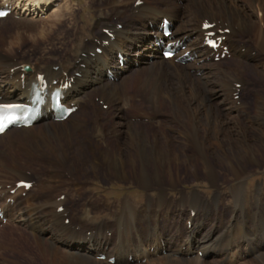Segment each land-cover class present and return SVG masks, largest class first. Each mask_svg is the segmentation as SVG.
<instances>
[{"label":"bare ground","instance_id":"1","mask_svg":"<svg viewBox=\"0 0 264 264\" xmlns=\"http://www.w3.org/2000/svg\"><path fill=\"white\" fill-rule=\"evenodd\" d=\"M18 1H21V3H18V6L21 7L22 10L30 14L33 12L37 14V17L40 12L43 14L45 10L49 8L47 0ZM138 1H143V5L136 6ZM182 1L183 6L181 7L178 6L177 3L174 4L171 1L170 6H166L165 3V6L162 8L154 6L148 0H134L130 7H123L122 4H118V2H120L118 0L110 1V5L113 6V16L118 18V23L114 24L113 22L105 20L99 24L97 23L100 30H93L91 36L89 35L90 37H81V39L80 37L76 38L82 45L80 52L78 51L81 55L76 54L75 62L70 68H67L65 66L66 64L61 62V64H59L60 68L57 71L53 69L57 66L52 67L47 64H44V67L36 64L32 71L30 69L31 72L24 71L23 66L27 63L15 62L12 57L0 53V99L7 102H14L28 98L39 74H45L50 82L62 81L67 78L69 80L74 79L72 88L65 93V105L74 103L82 107L83 103L81 101L82 99H86L87 96L85 93L86 97L82 98L81 94L93 90L102 97L108 99L110 103H114L116 95L121 92V87L124 85L122 92L126 97L130 98L131 96H129L128 93L129 90L126 87L130 75H128L126 79L125 73V76L122 77L126 80H119L116 84L109 80L108 71L114 72L111 65V55L117 58L118 68H121L118 59L119 54L124 55L126 59L131 58V54L130 57H127L124 49L120 47L121 45H125L127 40L122 32H124L127 27V32L132 29L145 32L143 31L145 29L140 28V26H144V19L149 25L151 24V28L157 32V34L153 33V38L149 40H156L153 44V47L156 48L155 44L160 36L158 35L159 31L156 26L159 25L160 19L169 18L175 24V27L173 38L168 41V43L175 42L181 45V47H185L184 51L179 55L188 54V58L193 61L188 62L186 57L182 59L186 61L184 65L176 64L174 59L164 61L162 58L158 57V49L156 48V50L154 49L153 51L157 55V60L155 59L154 61L151 58V60L146 59V61H143V64H145L143 67L137 62L140 65V70L147 73V77L143 81V85L145 86V89L142 90L143 96H145L143 98L145 101L146 99L147 101L151 100V104L154 106L152 108L158 111L165 103V101L163 103L165 84L163 82L165 78H173L180 83L179 91H177L176 88L170 87V85L168 86L167 89L169 90V94L167 104L170 102V105L175 109L173 111L176 113L182 114L187 112L186 116L193 118L190 110L192 104L186 96L188 90L190 94L198 92L204 96H217L220 99V97L223 98L224 96H229L232 93L238 92L237 86L234 85V83H237L236 81L238 79H241L242 82L245 70L251 69L254 75H261L262 70H264V0H241V2L239 0ZM6 3L9 4L10 0H7ZM4 5H2L1 8H4ZM60 8L61 7H58L56 10L57 13L60 12ZM67 9L70 11L67 13L68 16L74 18L76 10L72 6H68ZM5 19L9 20V17ZM24 19H26L24 15L20 17V20ZM6 20H0V24L5 23ZM123 20L124 23L120 24ZM203 20H207L208 23L211 22L216 24L215 30H230V34L227 35L226 41L229 43L231 50L229 59H232L237 67L234 70L225 69L220 66L214 68V66H210V63L207 62V59L211 56V52L203 46L204 35L206 34V31L203 32L202 30L204 23L201 24V22ZM74 21V27L76 29L79 25L76 20ZM198 23L201 25L193 27ZM119 24L122 25V28L124 27L122 31L118 29ZM145 27L147 30L148 26ZM60 28L62 27L60 26ZM78 29L80 30L79 27ZM107 29H110L114 33L113 40H110L104 33ZM133 38L134 36H132V39ZM85 39L88 41L86 42ZM228 40L233 42H228ZM105 41L110 42L109 46L103 45ZM253 41H255V47H248L246 45V43L251 44ZM93 45H95V47ZM98 48L102 49L101 55L96 52ZM135 50H141V47L134 49L132 52H135ZM254 50L256 54H254ZM141 54H144L143 51ZM83 55L85 57H83ZM245 56L247 62L233 59H241ZM226 59L227 58H225V60ZM68 61H71V59L66 57L65 63ZM127 61L129 62L130 59ZM201 62H203V64H201ZM127 66L128 64L126 67ZM80 68H87V70L83 71ZM72 70L74 73H72ZM75 74H80L81 76L76 78ZM103 74H105L106 78ZM115 76L117 79L119 78L116 73ZM214 78L219 80V84ZM190 81H194V85L195 83H199L202 89L199 90L196 85H191L187 88L185 83H189ZM82 84L85 86L83 89L81 88ZM245 87L246 84H243V88ZM178 93L186 98V106H183L179 102L181 98L179 100ZM106 101H104L105 104H107ZM151 104L149 106H151ZM81 107L67 120L61 123H55L52 120L54 118V110L52 106L48 104L44 107L39 119L31 128L21 129L17 132L19 135L28 136L32 134L31 137H34L33 134L37 132L36 127L41 126V134L38 136L39 141L46 148L54 152L56 160L61 164L63 171H67L63 166L66 165L68 161L69 152L67 150L68 148L61 146V138L70 142L71 145L74 139L77 140L80 132L85 131L84 126L86 123H79V126L75 127L66 135L58 136L51 131L53 129L63 128L67 123L75 120L78 112L82 110ZM151 111L153 112L154 110L149 109V112ZM185 121L186 120H184V122ZM94 123L95 120L93 121V125ZM93 129L94 131L87 132L92 137L96 138L95 141L88 145L92 156V160L90 159L88 162L92 165L93 170H95V172L98 170L101 160L110 158V161L107 162V166L110 170L113 171L116 177L126 179L127 177H125L126 174L124 172L126 167L125 154L133 151L134 154H129L128 158H136L137 163H134L138 164L139 171L137 174L134 173V179L146 194L148 205L145 206L142 211L138 207L130 205L128 201H125L122 203L118 217L114 219V221L98 222L95 224V227L90 226V224L85 221H79V224L83 228L90 229V231L85 230V233H76L72 217H70L71 220L68 218V216L71 215L65 205L66 200L60 203V201L55 198L52 202H45L39 206L32 205L30 197H22L23 192H25L24 189H18L15 195H11V190L16 189V184L10 190L5 187L7 186L6 184L4 186L5 188L2 187V190L6 189V191L0 189V201L3 196H7L3 204L0 205V208H2L4 212V218L8 219L7 224L12 223L13 219L20 224L25 222L23 225L25 224L31 231L34 240L40 243L46 241V245L43 246V244L39 243V246H37L38 250L36 249L37 254L34 252L33 256L31 253H28L31 250L26 249V247L25 249H21L20 245L16 248L10 242L11 245L0 246V257H2L3 261H5L7 255L13 254L11 253L12 251H18L17 255H19V257L17 260L20 261V264L25 260L23 256L30 259L29 264H110L108 260L112 257L115 258V264H142V260H146L147 264H203V259L199 258L200 254L205 256L206 259L211 257L210 255L222 254L223 256L220 257H222L223 260L232 262L237 259L238 256V259H241L242 253L241 255H238V253L243 250L246 254L254 256L255 259L264 261V251H261L260 248L261 244L264 247L263 239H260L264 237V210H262L261 204H257L256 207H254L255 210L253 209L254 211L257 210L256 214L250 215V211L252 210L248 209L246 205L248 191L244 184L245 180L250 177V169L261 166L256 156V151L259 149L249 146L250 144H242L237 148L231 145L228 147L230 155L223 154L222 156L215 154V152L210 149L209 145L212 146L216 144V147L219 149H224L226 146L215 141L207 143L208 140L206 141V137L200 133L199 126L197 127V124L193 123L187 130L188 135H185L186 133L183 134L184 150H182L183 156L181 157L180 154H178L179 152L176 151L178 147L168 135L164 134L163 140H160L155 134L150 137L147 129L135 124L130 126L131 132L129 140L127 142H122L119 135L115 136V143L118 144V149L113 155L111 154L112 156L109 155L104 158L101 154L103 157V159H101V157H99L101 156L99 153V148L101 147H99L97 141L99 137L98 133L102 132L101 141L99 140L100 143L102 142L109 147L110 142L108 138H106V141H103V137L106 136V133L104 134L103 129L101 130L98 124H96ZM119 131H114V134L120 133ZM6 135H8V132L0 136V142ZM77 141H79V139ZM53 144L58 145V150L53 147ZM5 146L7 148L6 152L12 151L11 144L7 142ZM185 148H192L198 155L197 158L195 156H188L185 152ZM38 157L43 158V155L40 154ZM180 158L184 160L188 167L187 169L191 170L195 177H198L197 170L199 166H201L204 170V175L198 177V179L210 182L215 187H219L217 165L225 166L227 169V176H230L237 182L231 194V198L235 202V207L232 206V208L230 207L229 209L230 220L227 225L225 224V217L221 209L224 207L221 204L222 196L218 195L213 201H209L203 196L202 192L196 190L190 194L182 193L176 206H173L175 204L173 200L169 198L163 187L162 176H160L158 171H164L165 174L169 175L171 180L174 179V164L179 162ZM18 165L24 167L20 163L16 164V167ZM132 166L133 172H135L136 165L134 166L133 164ZM17 168H13L14 171L18 172V175L23 176V181H25L26 175ZM150 168L158 169L155 170L154 174H151ZM52 177L59 178L60 174L56 170H53L51 178ZM2 184L4 185L3 182ZM30 192H32V190H30ZM151 192L156 193V200L159 206H155L157 203L154 205L156 200L149 194ZM217 193L218 192H216V194ZM9 198L15 201L14 205L7 204V199ZM188 202L191 203V211L195 212L196 215L193 217L192 212L189 211V213H187L188 219L183 229L182 221L185 218V214L179 212L177 208H187ZM23 204H25V207L22 208ZM240 207L243 210H241ZM60 208H64V211L60 212ZM239 208L240 211L243 212L238 216L239 210L237 209ZM249 215L250 217L253 216V218L250 219ZM66 220L70 221L67 226ZM188 224H192L191 229H189ZM165 231H167V233ZM46 233L49 237L47 240L42 241L40 238ZM110 233L111 235H109ZM16 242V240L15 242L13 241V243ZM18 248L20 250H17ZM46 249H48V251ZM164 252L165 255L163 254ZM193 252L198 255L194 259L192 258ZM102 255L107 256L105 261L99 260V257ZM189 256L190 258L188 259ZM216 257L219 258L218 256ZM17 260L13 262L16 263Z\"/></svg>","mask_w":264,"mask_h":264},{"label":"rangeland","instance_id":"2","mask_svg":"<svg viewBox=\"0 0 264 264\" xmlns=\"http://www.w3.org/2000/svg\"><path fill=\"white\" fill-rule=\"evenodd\" d=\"M6 1L7 0H0V5H3ZM47 1L49 3V8L46 9L45 7V12L43 14L40 12L37 17V14H34L33 12L29 15V12L19 10L18 3H21V1L10 0V8L13 12L12 15L14 14V16L10 15L9 20L4 19L6 20L5 23H2L3 25L0 24V53L6 54L8 57H12L15 62L28 63L29 65L33 66L31 67V71L36 64L41 67H44V64L54 67L59 66L61 62L66 64L65 66L67 68H70L75 62V57L77 55H81V53L79 52L82 45L80 44V42H78V39L76 40V38L80 37L81 39V37H90L93 30L98 31V24L105 20L113 22L114 24L118 23V18L113 16V6L110 5V1L112 0ZM118 1H120L118 2V4H122L123 7H130L132 6L134 0ZM148 1L159 8L164 7L165 3L166 6H170L171 1L174 4L177 3V5L180 7L183 6L182 0ZM239 1L241 2V0ZM68 6H72L76 10L74 18H72V16H68L67 13L70 12L67 9ZM58 7H61L59 13L56 12ZM23 15L26 17V19L19 20L20 16ZM74 20L77 21L79 25L77 26L80 28V30L78 29V27L75 29ZM205 21L207 20H203L201 24L205 23ZM123 23L124 20L121 21L120 24ZM201 24H195V26L193 27H198ZM60 26L62 28H60ZM145 26H148L147 30ZM140 28L145 29L143 30L145 32L135 31L134 29L127 32L128 27L125 28L124 32H122L127 40L125 42V45H121L120 47L124 49L127 57H130L131 54V58H129L130 61L127 63L128 68L126 66L124 68H118L117 58L111 55L112 69L114 70V73L118 75V81H125L128 75H130L126 83V87L128 88V93L131 97H126L122 92L125 85L121 87L122 93L119 92V94L116 95L114 103H110L108 99L94 92V90L83 92L81 94L82 98H85L86 96L87 97L86 99L81 98V102L83 103L81 107L82 110L78 112L76 119L70 123H67L63 128H57L51 131L53 134H57L58 136L66 135L75 127L79 126V123H86V125L84 126L85 131H81L79 137L77 138V140L79 139V141L74 139L70 145V142H67V140H63L64 138H61V146L68 148L67 150L69 152L68 161L66 165L63 166L68 172L63 171V169L61 168V164L56 160L54 152L46 148L39 141L38 136L41 134V126L36 127L38 133L35 132L33 134L34 137H31L32 134H29L28 136L19 135L17 131L14 130L7 136H5L0 142V189L2 190V187H7V189L10 190L15 184L17 185V183L23 181V176L18 175V172H15L13 169L18 167L17 169H20L22 173L26 175L25 181H28L30 179L29 182H33L35 185V188L31 189V196L30 192L26 191L22 194L23 198L30 197L32 205L39 206L45 202H52V200L55 198L56 200H58L57 198L61 196L66 197L65 205L70 211L71 215L68 216V218L70 219V217H72L74 223L72 224L76 229L75 232L85 233V230L90 231V229L83 228L79 224V221H85L90 224V226L95 227V224H97L98 222L114 221V219L118 217L122 203L125 201H128L130 205L138 207L142 211L144 210L145 206L148 205L146 194L134 179V173L137 174L139 171L138 164L134 163H137L136 158H128V155L131 153L134 154V152L132 151L125 154L126 167L124 172L126 174L125 177H127L126 179L116 177L113 171L110 170V168L107 166V162L110 161V158L101 160L100 167L95 172L92 165L88 162V160H92L88 145L95 141L96 138L92 137L87 132L94 131L93 127L98 124L101 130L103 129L104 134L106 133V136L103 137V141H106V138H108L110 142L109 147L104 145L102 142L100 143L102 132L98 133L99 137L97 138L98 145L99 147H101L99 148V153L100 155L102 154L104 158L108 157L111 154L113 155L118 149V144L115 143V136L119 135L122 142H127L129 140L131 132L130 126L135 124L147 129L150 137L155 134L160 140H163V135H168V137H170L171 140L175 142L176 146L178 147L176 151L179 152L178 154H180V156L182 157V150H184L183 134L186 133L185 135H188L187 130L190 128V125L196 123L197 127L199 126L200 128V133L206 137V141L208 140L207 143L215 141L226 146L224 149H219L218 147H216V144L212 146L208 144L210 149L213 150L215 154H219L222 156L223 154L230 155L228 147L231 145L237 148L242 144H250L249 146L259 149L256 151V156L260 161L261 166L250 169V177L245 180L244 184L248 191L246 205L248 209L252 210L250 211V215L256 214L257 210L254 211V207H256L257 204H261L263 208L262 210H264V70H262L263 73L261 72L260 76L254 75V72L251 69L245 70L242 78L243 82H241L240 80V83L242 85L246 84V87L242 89V92L239 95L240 98L237 100L233 96H231V94L229 96H224L223 98L220 97L219 99L217 96H204L198 92L190 94V91L187 89L188 91L186 96L192 104L193 109L191 108L190 110L193 118L187 117V112H184L182 114L176 113L175 111H173L175 109H173V107L170 105V102L169 104H167V98L169 94V90L167 89L168 86L170 85V87L176 88L177 91H179L180 83H178L179 81H177L176 79L165 78L163 82L165 83L163 103L164 101L165 103L158 111L155 108H152L154 106L153 104H151V100H148V102L147 99L145 101L143 98L145 97L143 96L144 94L142 92V90L145 89L143 81L147 77V73L141 71L138 65L133 67L134 64L138 63L143 67L145 65L143 64V61H146V59L151 58L155 61L157 55L153 51L154 49L156 50V48L153 47V44L156 40H149L153 38V33L157 34V32L151 28V24L149 25V23H147L145 19L144 26H140ZM123 29L124 27L120 31H122ZM203 32L205 31L203 30ZM158 35H160V33ZM132 36H134L133 39ZM85 40L86 42L88 41L87 39ZM228 42L233 41L228 40ZM246 45L248 47H255V41H253L251 44L246 43ZM93 46L95 47V45ZM138 47H141V50H135V52H132ZM142 51L144 54H141ZM255 52L256 51L254 50V54H256ZM66 57H69L71 61L65 63ZM83 57L85 56L83 55ZM233 59L237 61L242 60V62H247L246 56L241 59ZM231 60L232 59H226L219 65L218 62L216 63V61H213V59H211L209 63L210 66H214V68L220 66L225 69L228 68L234 70L237 67L233 63L234 61ZM87 68L80 69L85 71L87 70ZM72 73H74L73 70ZM125 73L126 79L122 77L125 76ZM103 75L105 76V74ZM214 79L219 84V80H216V78ZM189 83H185L187 88H189V86L191 85H196L199 90L202 89V86L199 83H195V85L194 81H190ZM84 87L85 86L82 84L81 88L83 89ZM178 94L179 96L177 94L176 95L178 96L179 100L180 98L182 100H180L179 102L183 106H186V98L183 97L182 94ZM103 100H107V104H105ZM101 101L103 102V105ZM150 104L151 106H149ZM104 108H106V110ZM149 109L154 111L149 112ZM94 120L95 123L93 125ZM184 120L186 121L184 122ZM114 131H119L120 133L114 134ZM85 133H87L88 135ZM7 142L8 144H11L12 147V151L10 152H6L7 148L5 144ZM53 147L58 150L57 144H53ZM185 152L188 156H195L196 158L198 156L192 148H185ZM40 154L43 155V158L38 157ZM102 155L99 156L101 157V159H103ZM17 162L24 167H21L19 165L16 167V164H18ZM133 164L134 166L136 165L135 172H133ZM216 167L217 172L219 173V187H215L210 182H207L205 180L198 179V177H202L204 175V170L201 168V166H199L197 170L198 177H195L193 172L187 169L188 167L182 158H180L179 162L174 164V179L171 180L169 175L165 174L164 171L159 170L158 173L160 174V176H162V184L169 198L172 199L175 204L173 206H176L178 200L181 198L182 193L190 194L196 190L202 192L203 196L209 201H213L215 197H218V195L222 196L221 204L224 207H222L221 209L223 210L222 214L225 217V224L227 225L230 220L229 209L230 207L232 208V206L235 207V202L231 198V194L232 189L237 185V182L234 181L230 176H227V169L225 168V166L217 165ZM158 168H150V173L154 174L155 170H157ZM53 170H56L60 174L59 178H51ZM2 182L4 183V185L2 184ZM6 184L7 186H5ZM2 191H6V189ZM216 192L218 193L216 194ZM149 194L153 196V199L156 200L157 196L155 192H151ZM5 199L6 196H3L0 205L3 204ZM60 203L62 202L60 201ZM156 203L157 200L154 202V205ZM7 204H10L9 201L7 202ZM190 204V202L187 203V208H177L179 212L185 214V218L182 221L183 229L185 228V223L188 219L187 213L191 211ZM155 206H159V204L157 203ZM23 207H25V204L22 205V208ZM240 208L237 209L239 210L238 216L243 212L240 211ZM241 210L243 209L241 208ZM250 215L249 218H253V216L250 217ZM23 223L25 222H22L20 224L13 219L12 223H8L7 226L5 225V227H2L0 230V246L12 244L17 248L18 245H20L21 249H25L26 247V249L31 250L32 252L30 251L28 253H31L34 256L33 253L36 252L37 254V246H39L40 242L34 240L31 231L25 224L23 225ZM165 232L167 233V231ZM48 237L49 235L46 233L42 235L40 239H42L43 241L47 240ZM260 239H263L264 242V237H261ZM15 240L17 242L13 243V241L15 242ZM27 244L29 247L27 246ZM40 244H43L44 246L46 245V241ZM260 248L261 251H264V247L262 246V244L260 245ZM17 250L20 249L18 248ZM46 250L48 251V249ZM17 252L18 251H12L11 253L13 254L7 255L5 261H3L2 257H0V264H17L18 262V264H20V261L17 260V258L19 257V255H17ZM241 253L242 257L239 260L238 255H241ZM238 255H236L238 256V260L235 259L232 262L223 260L222 257H220L223 256L222 254L210 255L211 257L207 259L205 258V256H200L199 258L203 259V264H264L263 260L255 259L254 256L246 254L244 250L238 253ZM196 256L198 255L193 252L192 258L194 259ZM214 256H218L219 258H215ZM23 258L25 260H23L22 264H29L30 259L25 256H23ZM189 258L190 256L188 257V259ZM16 260V263L13 262ZM142 264L147 263H144L142 261Z\"/></svg>","mask_w":264,"mask_h":264},{"label":"snow or ice","instance_id":"3","mask_svg":"<svg viewBox=\"0 0 264 264\" xmlns=\"http://www.w3.org/2000/svg\"><path fill=\"white\" fill-rule=\"evenodd\" d=\"M0 15H3V13H2V12H0ZM0 130H2V129H0Z\"/></svg>","mask_w":264,"mask_h":264}]
</instances>
